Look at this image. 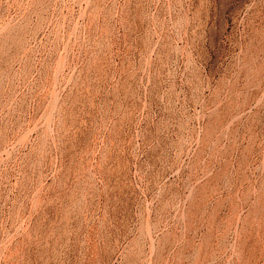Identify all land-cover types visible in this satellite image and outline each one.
I'll return each instance as SVG.
<instances>
[{
    "label": "rangeland",
    "instance_id": "rangeland-1",
    "mask_svg": "<svg viewBox=\"0 0 264 264\" xmlns=\"http://www.w3.org/2000/svg\"><path fill=\"white\" fill-rule=\"evenodd\" d=\"M0 264H264V0H0Z\"/></svg>",
    "mask_w": 264,
    "mask_h": 264
}]
</instances>
